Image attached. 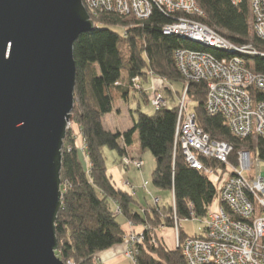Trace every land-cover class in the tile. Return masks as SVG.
<instances>
[{
	"label": "trees",
	"instance_id": "16d2710c",
	"mask_svg": "<svg viewBox=\"0 0 264 264\" xmlns=\"http://www.w3.org/2000/svg\"><path fill=\"white\" fill-rule=\"evenodd\" d=\"M197 2L204 11L203 16L184 12L169 15L157 7L147 19L118 12L98 13L92 15L96 29L81 34L76 40L72 117L80 127L85 144L76 145L71 131L67 132L61 172L63 205L56 223L57 255L65 264H102L99 253L124 244L128 239L131 231L124 225L129 221L144 227V240L135 246L136 264H188L182 250L175 244L169 246L159 232L175 226V215L179 221L203 220L209 209L218 204L220 181L229 170L223 163L201 156L200 160L207 166L224 170L217 181L216 177L193 167L185 157L182 144L176 143L178 106L171 107L168 102L165 107L154 108L153 115L141 112V100L150 102L143 85L151 80L156 84L159 79L162 86L159 90L166 96L173 93L170 84H181L182 90L185 88L175 57L178 49L205 51L219 59L230 57L225 50L165 34L164 27L179 17L198 20L235 45L253 44L264 48V41L254 29L250 0L237 4L233 0ZM247 61L255 72L264 73V57H248ZM136 76L142 78V89L134 87ZM132 95L139 107L133 126L116 131L106 128L104 120L114 111L115 101H128ZM188 95L196 102L193 110L197 125L212 138L233 145V164L244 145L253 150V155L264 157L263 137L241 139L232 132L223 115L207 111L206 81L190 83ZM136 141L143 152L149 150L154 156V187L172 194L171 202L164 203L158 196L161 202L150 204L143 211L135 209L134 193L113 179L104 153V149L109 148L117 152L119 159L124 155L136 157L129 154ZM179 235L181 240L187 236L203 237L201 232L189 235L182 228Z\"/></svg>",
	"mask_w": 264,
	"mask_h": 264
},
{
	"label": "water",
	"instance_id": "95a60500",
	"mask_svg": "<svg viewBox=\"0 0 264 264\" xmlns=\"http://www.w3.org/2000/svg\"><path fill=\"white\" fill-rule=\"evenodd\" d=\"M96 24L82 0H0V264L57 255L74 46Z\"/></svg>",
	"mask_w": 264,
	"mask_h": 264
},
{
	"label": "built area",
	"instance_id": "2783aa9c",
	"mask_svg": "<svg viewBox=\"0 0 264 264\" xmlns=\"http://www.w3.org/2000/svg\"><path fill=\"white\" fill-rule=\"evenodd\" d=\"M90 15L102 12L131 14L138 19L149 18L154 8L172 15L184 12L203 16L197 0H83ZM239 3L241 0H233ZM254 29L264 41V0H250ZM164 33L229 52L230 57L217 58L205 51L178 49L175 53L183 80L187 83L206 81L208 96L206 109L211 114L225 117L232 132L241 139L257 135L264 138V73L255 72L247 65L248 57H264V48L253 44L235 45L207 25L189 17L164 27ZM136 89L143 88L139 77L133 79ZM152 106L158 110L168 101L154 85L147 89ZM187 94L179 102L176 143H181L187 161L197 169L220 180L221 170L207 166L203 156L226 165L229 172L220 181L219 201L203 219V237L179 233L175 245L183 252L188 264H264V173L253 172L264 157L253 158L249 150L238 152L233 164L231 143L215 139L197 125L196 115L187 107ZM144 165L142 158L125 165ZM177 221V216L175 215ZM177 223V222H176ZM131 225H133L131 223ZM144 240L143 231L130 232L126 240L125 256L134 259L136 244Z\"/></svg>",
	"mask_w": 264,
	"mask_h": 264
},
{
	"label": "rangeland",
	"instance_id": "374dc122",
	"mask_svg": "<svg viewBox=\"0 0 264 264\" xmlns=\"http://www.w3.org/2000/svg\"><path fill=\"white\" fill-rule=\"evenodd\" d=\"M85 7L88 11L89 10L88 6H85ZM88 13H89V11H88ZM136 77H139L142 81V78L140 76H136ZM165 81L168 83L167 80H165ZM183 81L185 82V88L183 90H182L181 84H173V85L170 84V86L173 89V93L168 95L169 99H170L169 105L171 107L177 106L179 104L180 100H182L184 93H186L187 94V104L186 105L189 108V110H191L196 115V113L193 110V108L196 106V102L192 101L188 95V88H189L190 84L187 83V81H185V80H183ZM160 83H161L160 80L156 79V84L154 83V81L151 80L146 85H143V84L142 85L145 86L146 89H149L154 85V87H156L157 90L160 91L159 89L162 87ZM147 94H149V93L147 92ZM147 98L149 99V95H147ZM163 107H165V106H163ZM138 108H139L138 102L133 97V95L130 97V99L128 101L124 100V99H117L115 101L114 111L107 114L105 117L104 123H105L106 128H108L112 131H116V130H124V129H128V128L132 127L134 124V121L138 117V111H137ZM140 108H141L140 111L144 112L146 114L153 115L155 113V109L150 102L148 103L144 100H141ZM69 130L71 131V135L74 136V138L76 139V145H78L80 147L84 146L85 143H84L83 135L81 134V131H80V127H79L78 123H76V121L73 119V117L71 118L70 123H69L68 131ZM252 137L254 138V140L256 139L255 135H253ZM136 140L139 141V135L138 134L136 135ZM242 150H249L251 152V154L253 155V152H252L253 150H250V148H248L247 145L246 146L244 145L239 151H242ZM104 153H105L106 158H107V164H108L109 169H113L114 167H118L120 169V171L122 172L123 176H125V177H127L128 172H130V173L140 172L141 170H137V169H142L144 167V165H143V167L137 168L136 165H134L135 163H132L131 161H130V163H128V165L127 164L125 165L124 158L129 159L130 156L124 155V156H122V158L119 159L117 152L114 150H111L109 148H105ZM258 156L256 154H254L253 158H256ZM136 158H141V157H133V158L131 157L132 161H134V159H136ZM143 158H144V161L146 163L145 170L144 169L143 170L146 172V178L148 179V183L146 185L143 183L144 181L141 180L142 188L145 191V193L148 195V197L150 198V197H153V195L151 193H153V192L156 193V191H157L156 188L154 187L153 183H152V173H153V170L155 168V159H154L152 152L149 150H146L143 152ZM117 159H119V163L117 162ZM216 161H218V160H216ZM220 164H221V162H220ZM130 167H132V168H130ZM133 167H135L137 169H135ZM217 168H218V170L224 171L220 167H217ZM253 172L254 173H256V172H259V173L263 172L264 173V160H262V159L260 160L259 167H257V164H254ZM133 186H135V185H133ZM160 191L161 192H159V191L158 192L160 193L161 198L163 199V202L164 203L171 202V200H172L171 192L165 191V190H160ZM153 198H154L153 204H159L161 202L159 197H156V198L153 197ZM119 211L120 210L118 209V212ZM131 223L133 225H131ZM128 224H129L128 226L131 229L134 226H136L132 221H129ZM204 225H205V221L202 219H196V218L188 219V220L182 219L181 221H179L178 219L176 221V219H175V226L172 228L173 233H174L173 235H174V237H176L177 233H179V231H180V228H182V230L185 233H187L189 235H193L195 233H199L200 228L204 227ZM131 232H134V230H131ZM124 245H126V242L124 243ZM125 251L126 250H124V256H125ZM125 258H126V256H125ZM126 259L130 260L129 261L130 264H136L135 257H134V259H129V258H126ZM69 264H71V263L69 262Z\"/></svg>",
	"mask_w": 264,
	"mask_h": 264
},
{
	"label": "crops",
	"instance_id": "0c3cea01",
	"mask_svg": "<svg viewBox=\"0 0 264 264\" xmlns=\"http://www.w3.org/2000/svg\"><path fill=\"white\" fill-rule=\"evenodd\" d=\"M129 154L132 156L141 157L142 160L144 161L143 151L140 149L137 141L134 144V146L130 148ZM86 161L89 165L90 164L89 161L88 160ZM117 162L119 163V159H117ZM145 166L146 163L144 161V167L142 169H137L133 167L141 171L135 173L128 172L127 177L123 176L122 172L118 167L109 169V173L112 175L116 183H118L121 187L128 190L129 192L134 193V197L136 199V203H134V206L135 209L139 211H143L148 205L153 204V200H154L153 197L156 198L158 196H161L159 193L161 191L156 189L157 190L156 193L155 192L151 193L153 197L149 198L148 195L143 190L141 180L144 181L143 183L146 185L148 183V179L146 178V172L144 171ZM128 225H129L128 223L124 225V228L128 231L134 230L136 232H140L144 228L142 225H136L131 229ZM173 234L174 233L172 228H165L162 230V232H159V235L164 238V240L167 242L169 246H173V244H175V237ZM125 248L126 246L124 244L117 245L107 251L99 253L98 258H100L102 264H130L129 263L130 260L126 259L124 256Z\"/></svg>",
	"mask_w": 264,
	"mask_h": 264
},
{
	"label": "bare ground",
	"instance_id": "6f19581e",
	"mask_svg": "<svg viewBox=\"0 0 264 264\" xmlns=\"http://www.w3.org/2000/svg\"><path fill=\"white\" fill-rule=\"evenodd\" d=\"M92 17V16H91ZM163 98L166 100V101H168L169 102V97L168 96H166L165 94H163ZM178 106V109H179V104L177 105Z\"/></svg>",
	"mask_w": 264,
	"mask_h": 264
}]
</instances>
